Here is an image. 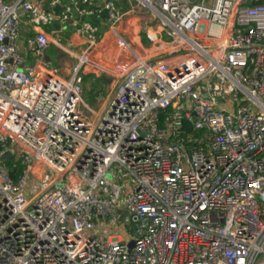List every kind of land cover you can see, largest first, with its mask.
<instances>
[{"label":"built area","instance_id":"built-area-1","mask_svg":"<svg viewBox=\"0 0 264 264\" xmlns=\"http://www.w3.org/2000/svg\"><path fill=\"white\" fill-rule=\"evenodd\" d=\"M127 1L0 0V264H264V1ZM143 10L180 52L151 60L120 32ZM69 27L86 48L63 45ZM52 43L77 58L70 77ZM88 65L115 88L99 115Z\"/></svg>","mask_w":264,"mask_h":264},{"label":"crops","instance_id":"crops-1","mask_svg":"<svg viewBox=\"0 0 264 264\" xmlns=\"http://www.w3.org/2000/svg\"><path fill=\"white\" fill-rule=\"evenodd\" d=\"M116 2L121 6V8L125 11L130 10L131 3L127 0H116ZM151 18L147 15L146 11H133L131 14H128L125 19L118 25V28L121 33L125 34L126 37L134 44L135 48L148 56L151 60L157 59H167L174 54L173 51H168L169 46H164L163 49L165 51L159 52L158 43H154L152 36L149 32H152L151 27L148 25V22ZM96 23H100L99 20H94ZM101 35L99 37V42L96 46L97 51L100 56L97 59L99 63L113 62L117 58V45H116V36L107 30V25L104 23H100ZM163 27L159 24L155 27L154 32L156 33V38L161 42H165L164 35L162 33ZM62 36V43L65 47L71 50H83L87 47V39L86 37L79 33L73 27L66 28L60 31ZM149 33L150 37L147 35ZM166 34V33H165ZM29 36V32H24L23 37L18 41L20 50L23 51L25 49V41ZM167 36V34H166ZM137 40L139 43H137ZM143 40L147 41V47H145ZM54 47H57V50H54ZM166 50L168 52H166ZM151 53V54H150ZM46 55L53 61L54 58L58 59L63 65L59 70V73L64 77H70L72 72L75 69V66L78 62L77 58L71 57L65 48L58 46L55 43H52L49 48L46 50ZM91 84V88L89 95L91 97H95L99 103V109L96 110L99 114H102L106 108L109 106L111 100L115 96L114 93V85L111 82H107L103 78L99 77L98 72L90 65L84 67L83 69V86H89ZM108 90L107 94L104 95L103 92ZM85 92V90H84ZM90 105V104H89ZM91 106V105H90ZM42 168V166L39 165Z\"/></svg>","mask_w":264,"mask_h":264},{"label":"rangeland","instance_id":"rangeland-1","mask_svg":"<svg viewBox=\"0 0 264 264\" xmlns=\"http://www.w3.org/2000/svg\"><path fill=\"white\" fill-rule=\"evenodd\" d=\"M147 15H149V17L151 18L149 20V22H148V25L151 27L152 32H149V33L152 36L154 43H158L157 47L160 49L159 52L165 51L163 49V47L165 45L169 46V50L168 51H173V53H169V54H175V53L180 52L178 50V48L175 47L174 44L171 42L172 41V37H169L168 35L166 36V34H165L166 32L164 30H162V33L164 35L165 42H161L159 39L156 38V33L154 32V30H155V27L157 25L161 24V21H160V19L158 17H155L152 14H148L147 13ZM50 28L53 29L54 25H51ZM81 34H83V33H81ZM58 38H60L61 41H62V36L61 35H58ZM137 43H139L138 40H137ZM143 43H144L145 47H147V41L143 40ZM57 49H58L57 47H54V50H57ZM168 51L166 50V52H168ZM28 63L33 65L34 64V59L32 57L29 58L28 62H26V64H28ZM62 65L63 64L61 62H59L58 59H56V58L53 59V61H52V66L53 67L61 69ZM90 88H91V84H89V86H86V88H84L85 92H83V94H82L83 99H84V101L86 103L91 105V108L93 110H98L100 101L95 99V97H93V96L91 97V95H89L88 90L90 91ZM107 92H108V90L104 91L103 94L106 95ZM80 105H81V108H82V111H83L84 115H89V116L92 115V112L89 111V109L85 106L84 102H81ZM39 169H40V172L42 173V171L44 172V171L47 170V167L46 166H42V168L39 167ZM39 187H40L39 180L36 177L31 176L30 180H29V183L27 185V191H26L27 196L31 197L34 194V192ZM110 229H111L110 230L111 232H113L114 234L119 235V236H121L123 238H128L129 235L131 234L130 232L133 231L132 230V226H128L127 225V226L124 227L122 223L118 224L115 228H110Z\"/></svg>","mask_w":264,"mask_h":264},{"label":"water","instance_id":"water-1","mask_svg":"<svg viewBox=\"0 0 264 264\" xmlns=\"http://www.w3.org/2000/svg\"><path fill=\"white\" fill-rule=\"evenodd\" d=\"M59 10H60V4H58L56 7H55V11L57 14H59ZM56 27H59V24H55ZM102 78L104 80H106L107 82H111L112 81V76L110 75H103ZM11 155V152H6L3 156H1V159H5L6 157L10 156ZM130 247H132L134 245V240H131L130 243H129Z\"/></svg>","mask_w":264,"mask_h":264},{"label":"trees","instance_id":"trees-1","mask_svg":"<svg viewBox=\"0 0 264 264\" xmlns=\"http://www.w3.org/2000/svg\"><path fill=\"white\" fill-rule=\"evenodd\" d=\"M6 1H12V0H6ZM261 1H264V0H261ZM22 168H23V167H21V166H20V168H19V169L15 170V173H14V175H17V174L21 173V171H22Z\"/></svg>","mask_w":264,"mask_h":264}]
</instances>
